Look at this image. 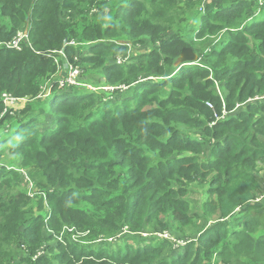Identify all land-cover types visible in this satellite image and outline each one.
Instances as JSON below:
<instances>
[{"label":"trees","instance_id":"1","mask_svg":"<svg viewBox=\"0 0 264 264\" xmlns=\"http://www.w3.org/2000/svg\"><path fill=\"white\" fill-rule=\"evenodd\" d=\"M198 2L0 0V112L3 93L33 100L5 131L21 163L0 165V264H212L214 254L220 264H264V201H250L264 104L229 113L264 95V0ZM22 29L27 42L7 48ZM184 47L198 61L177 63ZM62 49L97 89L54 84L60 96L48 101L41 83ZM45 115L53 124L42 132L34 120ZM20 168L35 187L15 196ZM187 184L210 214L180 245L162 235L171 219L190 221ZM153 227L161 235L147 241ZM99 236L121 240L108 247Z\"/></svg>","mask_w":264,"mask_h":264},{"label":"rangeland","instance_id":"2","mask_svg":"<svg viewBox=\"0 0 264 264\" xmlns=\"http://www.w3.org/2000/svg\"><path fill=\"white\" fill-rule=\"evenodd\" d=\"M207 0H199L197 6H199L198 8L200 9L202 5H205ZM109 12V9H107L105 11V13L107 14ZM205 39L203 40H199L195 42V52L199 55L203 49H205V47L203 49H201L200 47L197 46V43L203 42ZM81 43H90V42H81ZM76 45V43H74ZM126 44H129V42H127ZM74 45V46H75ZM90 45V44H89ZM88 45V46H89ZM85 46V47H88ZM130 48H134L133 46H130ZM136 49V48H134ZM141 47H138L137 50H140ZM126 55H129V53H127ZM74 56L79 60L78 55L75 53ZM118 57L119 55L116 54L115 57ZM81 64H83V66L85 68H87V65L85 62H79ZM80 69L82 70V66L79 65ZM95 74L98 75V77H101L100 72H95L92 71ZM84 75V74H83ZM56 77V76H55ZM53 77L49 76V77H45L44 80L41 83V87H40V93L38 95V97H44L46 94H50L48 96L49 100L48 101H54L55 98L60 96V92L57 93H52L49 91L50 85L52 82L51 79ZM85 83H89L90 85H92V83L90 82H81L82 85H84ZM215 90L219 93H222V89L219 86H215ZM59 95V96H58ZM47 98V97H46ZM41 99V98H40ZM42 100V99H41ZM33 100L29 99V98H22V99H17L15 101L12 102H8L5 104V109H3L0 112V165L1 164H5L6 166H8L9 168H19L20 165V160L18 158L17 155H15L12 151H10L8 149V144L11 142V138L9 137V131L5 132L8 128V126H10V132L13 131V129L16 127L17 119L19 118V116H21V111L23 109H25L27 107L28 104L32 103ZM41 103V101H40ZM36 110L38 108L41 107V105L37 106L35 105ZM44 109H47L46 106H43ZM262 115H264V111H262ZM52 119L53 116L50 115H45L44 119L41 121L40 117H36L34 120L35 126L39 128L40 131L43 132V128H47L50 127L53 123H52ZM19 122V121H18ZM22 169V168H20ZM24 170V169H22ZM264 170V162L260 163L258 165V169L256 171L257 175L262 176L261 175V171ZM24 173L26 174V176H24V181L21 185H18L16 191L14 192V195L17 196L19 192L25 191L27 193H31L35 187V185L31 182V180L33 181V178L30 174V172L24 170ZM31 179V180H30ZM194 186L192 187V185L187 184V190L185 193V197L190 200V207L187 211H185L186 215H190V221L188 223H181L178 219H171V229L167 232L164 233L162 236L163 237H168V235H172V238H176L180 241V245L184 244L186 242V237L187 236H195V232L200 229H202L204 227L205 223V214H210L208 213V211L204 208L203 204L205 201V195L203 193V191H201V189L198 187V185L193 184ZM260 194H264V180H263V184L260 185L259 189L257 190L256 194L254 196L260 195ZM213 216V215H211ZM210 216V217H211ZM121 234H128V229L125 231H122ZM151 235L150 237H146L148 238L147 241H155V239H153V237L157 238V235H161V232L159 231L158 227H153L151 228L149 231L145 232L144 235ZM143 235V236H144ZM129 237V236H128ZM145 237V236H144ZM137 240H139V237H136ZM74 240V239H72ZM108 240V241H107ZM119 238H114L113 236H110L108 238L106 237H97L96 239V244H99L102 241L107 242V246H115L118 243H120ZM170 240V239H169ZM173 240V239H172ZM178 241V243H179ZM134 244L136 243L135 240L132 241ZM54 243V242H52ZM179 245V244H177ZM17 244L14 243L12 245L13 247H16ZM39 253V252H38ZM213 258V262L211 261L212 264H220L218 257L214 254L212 255ZM16 260L18 261L19 259L16 258ZM15 264H19V263H15ZM250 264H263L261 262H256V261H250Z\"/></svg>","mask_w":264,"mask_h":264},{"label":"built area","instance_id":"3","mask_svg":"<svg viewBox=\"0 0 264 264\" xmlns=\"http://www.w3.org/2000/svg\"><path fill=\"white\" fill-rule=\"evenodd\" d=\"M28 40V31L27 30H19L16 34L15 37H13L12 40L8 41L6 43V47L8 48H14V49H21L22 43L27 42ZM69 44H74V42H70ZM55 53H53L54 55ZM63 60V61H62ZM122 60L121 58L118 57V62ZM61 61V63H60ZM54 63L57 65V72H56V77H53L50 82V88L54 84H56V87L58 89H64V88H69V87H86L89 89L94 88L90 86V84L85 83L84 85L81 84L79 81V78L82 74V70L80 69L79 65L73 64L70 61H68L65 58V53L64 50H58L56 51V55L54 56ZM49 88V89H50ZM104 90H112V87H103ZM17 100V98L12 97L10 94L3 93L1 96V101L5 105L8 102H12ZM262 196L255 197L253 201L259 202L261 200Z\"/></svg>","mask_w":264,"mask_h":264},{"label":"clouds","instance_id":"4","mask_svg":"<svg viewBox=\"0 0 264 264\" xmlns=\"http://www.w3.org/2000/svg\"><path fill=\"white\" fill-rule=\"evenodd\" d=\"M22 30H27V29H22ZM6 43L7 42H5V43H3V44H5V46H6ZM1 44V43H0ZM73 45H75V44H73ZM8 48V47H7ZM118 58V57H117ZM120 58V57H119ZM75 59H77L76 57H75ZM78 60V59H77ZM77 65H79V64H77ZM82 76H83V69H82V74H81ZM53 76H56V73L53 75ZM91 86V85H90ZM73 87H76V86H73ZM81 87H83V86H81ZM93 87V86H92ZM103 87H112V86H107V85H105V86H101L100 88L101 89H103ZM86 88V87H85ZM94 88V87H93ZM113 88V87H112ZM123 88H125V87H123ZM51 89V88H50ZM50 89H49V91H50ZM57 90H62V89H58V88H56ZM65 89V88H64ZM87 89H89V88H87ZM97 88H94V90H96ZM89 90H92V91H94L93 89H89ZM113 90V89H112ZM51 92V91H50ZM47 96H49L50 94H46ZM45 95V96H46ZM19 99H22V98H19ZM256 104V103H260V104H264V95H255V96H253V97H250V98H248L246 101H244V102H237L236 103V105L234 106V108L229 112L230 114L231 113H238L240 110H244L249 104ZM4 107H5V105H4ZM9 128H7V130H8ZM6 130V131H7ZM19 171H20V173L22 174V176H23V181H24V176H26V174L24 173V170H22V169H19ZM259 196H262V198H261V200L260 201H262V199H263V195L262 194H260V195H257V196H254V198L255 197H259ZM252 203H258V202H255V201H253V199L252 200H250ZM259 201V202H260ZM145 237H147V236H149V235H144Z\"/></svg>","mask_w":264,"mask_h":264},{"label":"water","instance_id":"5","mask_svg":"<svg viewBox=\"0 0 264 264\" xmlns=\"http://www.w3.org/2000/svg\"><path fill=\"white\" fill-rule=\"evenodd\" d=\"M195 61H198V55L190 47L182 48L180 55L177 59V63L185 64Z\"/></svg>","mask_w":264,"mask_h":264},{"label":"crops","instance_id":"6","mask_svg":"<svg viewBox=\"0 0 264 264\" xmlns=\"http://www.w3.org/2000/svg\"><path fill=\"white\" fill-rule=\"evenodd\" d=\"M231 114H232L233 116L236 115V113H231ZM263 144H264V143H263ZM254 175H255V177L258 179V181L260 182V185L263 184V180H264V170L261 171V175H262V176L257 175V173H255ZM260 185H259V186H260ZM262 201H264V194H263V199H262ZM212 260H213V258H211V261H212ZM211 261H210V262H211ZM212 262H213V261H212ZM213 263H214V262H213Z\"/></svg>","mask_w":264,"mask_h":264}]
</instances>
